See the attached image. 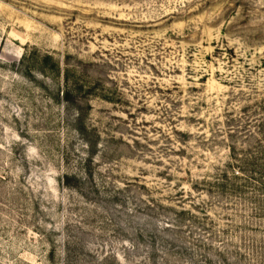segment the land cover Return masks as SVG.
<instances>
[{"label":"rangeland","instance_id":"374dc122","mask_svg":"<svg viewBox=\"0 0 264 264\" xmlns=\"http://www.w3.org/2000/svg\"><path fill=\"white\" fill-rule=\"evenodd\" d=\"M0 264H264V0H0Z\"/></svg>","mask_w":264,"mask_h":264}]
</instances>
